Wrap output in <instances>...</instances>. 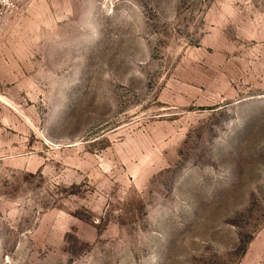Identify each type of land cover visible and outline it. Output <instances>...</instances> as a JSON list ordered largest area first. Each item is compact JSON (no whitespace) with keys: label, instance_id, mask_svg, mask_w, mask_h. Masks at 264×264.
I'll use <instances>...</instances> for the list:
<instances>
[{"label":"rangeland","instance_id":"rangeland-1","mask_svg":"<svg viewBox=\"0 0 264 264\" xmlns=\"http://www.w3.org/2000/svg\"><path fill=\"white\" fill-rule=\"evenodd\" d=\"M0 264H264V0L5 12Z\"/></svg>","mask_w":264,"mask_h":264},{"label":"built area","instance_id":"built-area-1","mask_svg":"<svg viewBox=\"0 0 264 264\" xmlns=\"http://www.w3.org/2000/svg\"><path fill=\"white\" fill-rule=\"evenodd\" d=\"M22 0H0V21L2 15L11 10L12 8L16 7Z\"/></svg>","mask_w":264,"mask_h":264}]
</instances>
